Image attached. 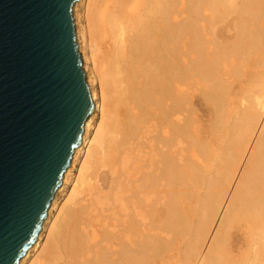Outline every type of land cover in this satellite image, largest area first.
Here are the masks:
<instances>
[{
  "label": "bare ground",
  "instance_id": "obj_1",
  "mask_svg": "<svg viewBox=\"0 0 264 264\" xmlns=\"http://www.w3.org/2000/svg\"><path fill=\"white\" fill-rule=\"evenodd\" d=\"M73 11L96 110L20 264H264V0H80ZM221 23L222 53L206 55Z\"/></svg>",
  "mask_w": 264,
  "mask_h": 264
},
{
  "label": "water",
  "instance_id": "obj_2",
  "mask_svg": "<svg viewBox=\"0 0 264 264\" xmlns=\"http://www.w3.org/2000/svg\"><path fill=\"white\" fill-rule=\"evenodd\" d=\"M79 1L0 0V264H20L36 243L96 110Z\"/></svg>",
  "mask_w": 264,
  "mask_h": 264
},
{
  "label": "rangeland",
  "instance_id": "obj_3",
  "mask_svg": "<svg viewBox=\"0 0 264 264\" xmlns=\"http://www.w3.org/2000/svg\"><path fill=\"white\" fill-rule=\"evenodd\" d=\"M85 6L83 8H81V10L78 12V14L80 15L81 17V20L80 22L82 24L85 25V22H84V15H85ZM73 17H74V11H73ZM74 22H75V19H74ZM222 23L221 24H218L214 27V30L210 33H208V40H207V45L204 47V52L205 54H210V55H214L216 54L215 51L216 50H221V53H222ZM75 28H76V25H75ZM186 42V40H185ZM78 43V42H77ZM194 54L195 53H191L186 47H185V44L181 45L180 47V58L183 60V61H187V63H190L193 58H194ZM222 56V55H221ZM208 58V57H207ZM207 61V59H206ZM240 66V61L237 62ZM84 69V68H83ZM220 74H222V62L220 64V71H219ZM86 74V72H85ZM86 80H87V83L89 82L88 78H87V75H86ZM89 85V83H88ZM95 89L97 90V93L100 94V87L99 85H96ZM197 108V111H198V115L200 116V118L203 120V123L205 122V125H209V122H208V117H207V112H206V107L204 106V104L202 103L199 107H196ZM101 122V118H100V115H98V118H97V123L96 125H99V123ZM95 125V126H96ZM263 125H264V121H263ZM262 129V128H261ZM261 132V130H260ZM259 132V134H260ZM94 133H95V130L91 131L90 133V139L93 138L94 136ZM258 134V136H259ZM257 136V137H258ZM257 140V139H256ZM256 143V141H255ZM85 157L83 156V154H81L80 156V159L76 165V168L74 170V173H73V178L70 182V184L66 187L65 191L62 192L59 196H58V203H57V211L54 212L53 216L54 218H56V216L58 215L59 213V210L63 207V205L66 203V201L69 199V196L71 194V191L73 189V186H74V180L77 179L78 177V174H79V169L81 168V165L84 161ZM245 168V165H243L242 167V171H241V174L243 173V170ZM222 219V218H221ZM221 219L219 220L218 224L216 225L215 227V231L213 232V235L212 237L209 239V243H208V246L206 247V251L208 250L213 238H214V235L219 227V224L221 222ZM54 219H52L53 221ZM51 224V223H50ZM50 224L48 225V228L50 226ZM47 236H48V231L46 230V232L44 233L43 235V239H42V244H45L46 241H47ZM162 240L165 242H170V239H168L167 235H162ZM168 253L164 254V256H169L172 254V252L169 250ZM39 254V253H38ZM38 254H33V257L31 259V261L33 259H35L37 257ZM27 264H30V262H27ZM171 264H179V261L176 259V260H172L171 261Z\"/></svg>",
  "mask_w": 264,
  "mask_h": 264
}]
</instances>
